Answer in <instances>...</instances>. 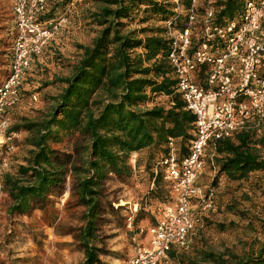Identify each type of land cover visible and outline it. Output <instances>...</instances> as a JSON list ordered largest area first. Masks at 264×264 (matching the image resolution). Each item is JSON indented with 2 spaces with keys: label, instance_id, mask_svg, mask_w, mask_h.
Wrapping results in <instances>:
<instances>
[{
  "label": "trees",
  "instance_id": "obj_1",
  "mask_svg": "<svg viewBox=\"0 0 264 264\" xmlns=\"http://www.w3.org/2000/svg\"><path fill=\"white\" fill-rule=\"evenodd\" d=\"M247 1L47 0V10L40 15V21L69 18L72 10H78L86 25L97 27V33L91 44L79 45L82 53L73 65L72 74L57 77L65 86L59 94L50 97L53 103L47 114L37 120L23 118L12 125L11 130L16 133H28L23 141L31 148L25 163L15 173L5 174V188L12 200L11 213L29 211L33 200L45 201L61 185L68 159L60 157L52 143L62 141L65 134L77 132L90 138L88 157L79 171L75 169L79 173L76 195L86 207L85 224L75 233L85 249L82 264L101 263L97 226L102 186L111 172L121 178L131 175L129 160L133 152L148 151L151 181L156 185L149 191L150 197L161 201V209L162 203H172L171 183L165 178L161 161L168 155L170 137L177 140L184 154L188 152L197 117L186 107L178 91V78L170 59L173 39L167 22H172L171 27L176 31L192 27L189 53L193 54L206 40L208 9L213 10L211 21L216 26H225L230 21L240 23ZM13 7L14 0H11L10 23L0 26V77L10 71L13 44L18 35ZM158 97H165L166 102H157ZM263 151L264 131L258 129L241 130L209 142L205 161L215 172L208 185L215 194L213 212L215 208L220 209L218 187L223 180L235 182L239 187L248 184L264 189ZM234 205L227 203L225 208L243 217L248 214ZM161 209L158 216H151V226L156 224ZM143 213L141 208L135 224L145 218ZM47 214L48 210L44 215L46 222L55 225L59 215ZM204 219L209 220L206 215ZM216 226L225 231L230 225L218 222ZM179 252L173 248L159 264L170 259L184 264L229 263L213 251H201L202 261L186 258ZM235 258V264H264V240Z\"/></svg>",
  "mask_w": 264,
  "mask_h": 264
},
{
  "label": "rangeland",
  "instance_id": "obj_2",
  "mask_svg": "<svg viewBox=\"0 0 264 264\" xmlns=\"http://www.w3.org/2000/svg\"><path fill=\"white\" fill-rule=\"evenodd\" d=\"M71 12L45 54L36 59L20 102L9 111L13 124L23 118L41 119L47 114L53 103L50 97L59 94L65 86L57 79L72 74L73 65L82 53L79 45L91 44L95 37L97 27L86 25L78 10ZM10 15L11 0H0V26L9 25ZM5 77L2 75L1 81ZM157 102H166V98L158 97ZM27 135V132H20L17 137L14 163L9 172L15 173L16 168L25 163L31 148L23 141ZM89 143L88 134L78 132L65 134L62 141L52 143L59 156L68 159L64 180L45 201L33 200L29 211L11 213L12 200L5 188L0 216V264H82L85 249L75 233L85 224L86 207L79 203L75 188L78 171L88 157ZM129 162L132 165L130 176L121 178L111 172L102 186L97 226L100 264H125L136 254L138 247L147 246L151 216H158L161 209V201L149 195L156 185L151 181L148 151L133 152ZM200 176L199 181L208 186L215 172L207 164ZM218 191L220 209L207 211L209 220L204 219L192 233L189 246L178 251L196 261H202L201 251H213L228 264H235L236 256H243L264 240V189L248 184L239 187L235 182L223 180ZM227 203L235 204L234 207L248 214L243 217L230 212L225 208ZM141 208L145 218L135 224L134 219ZM47 210V216L59 215L55 225L46 222ZM129 217H133L131 225ZM46 219L48 221V217ZM218 222L230 226L221 231L217 229ZM163 264L184 263L170 259Z\"/></svg>",
  "mask_w": 264,
  "mask_h": 264
},
{
  "label": "built area",
  "instance_id": "obj_3",
  "mask_svg": "<svg viewBox=\"0 0 264 264\" xmlns=\"http://www.w3.org/2000/svg\"><path fill=\"white\" fill-rule=\"evenodd\" d=\"M13 8L18 35L10 71L0 83V216L4 178L14 163L19 135L11 130L13 123L8 112L21 100L22 84L35 57L44 53L68 20L61 17L40 21V15L47 10V0H14ZM212 16L210 8L205 20L206 40L193 54L189 53L192 27L176 31L172 22H167L173 39L170 59L178 78V91L197 117L196 132L186 154L175 138H169V152L161 162L174 200L162 203L156 224L149 228V244L138 247L125 264H159L173 248H187L190 235L214 206V192L198 182L206 165L209 142L241 130L264 131V0L247 1L240 23L230 21L216 26ZM132 223L133 217H129V224Z\"/></svg>",
  "mask_w": 264,
  "mask_h": 264
}]
</instances>
